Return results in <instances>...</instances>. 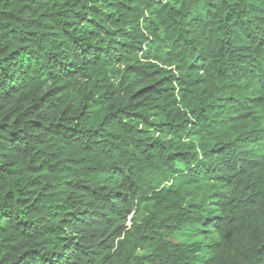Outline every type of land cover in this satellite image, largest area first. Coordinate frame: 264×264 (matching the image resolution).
Masks as SVG:
<instances>
[{"label": "trees", "instance_id": "trees-1", "mask_svg": "<svg viewBox=\"0 0 264 264\" xmlns=\"http://www.w3.org/2000/svg\"><path fill=\"white\" fill-rule=\"evenodd\" d=\"M0 264H264V0H0Z\"/></svg>", "mask_w": 264, "mask_h": 264}]
</instances>
